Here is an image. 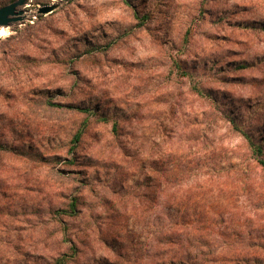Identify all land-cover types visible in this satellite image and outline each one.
Instances as JSON below:
<instances>
[{"label":"rangeland","instance_id":"374dc122","mask_svg":"<svg viewBox=\"0 0 264 264\" xmlns=\"http://www.w3.org/2000/svg\"><path fill=\"white\" fill-rule=\"evenodd\" d=\"M14 1L0 0V8ZM52 4L54 12L36 14ZM24 10L33 15L23 24L0 29V142L33 148L23 156L0 152V178L26 182L0 213L11 225L9 240L0 230L5 258L40 264L61 248L48 213L70 194L81 196L83 211L68 221L69 234L88 246L76 264L108 255L109 247L85 235L110 210L142 198L157 163L182 157L192 168L182 183L200 187L197 197L222 237L264 245V173L245 169L244 141L221 118L239 115L264 136V32L252 30L264 24V0H32ZM46 92L108 122L91 118L70 153L83 116L40 108L33 98ZM39 155L45 160H34ZM72 156L76 164L66 166ZM147 223L146 211L128 220L142 243Z\"/></svg>","mask_w":264,"mask_h":264},{"label":"trees","instance_id":"16d2710c","mask_svg":"<svg viewBox=\"0 0 264 264\" xmlns=\"http://www.w3.org/2000/svg\"><path fill=\"white\" fill-rule=\"evenodd\" d=\"M136 19L141 20L137 15ZM254 29L264 32V24L252 26V30ZM176 66L179 68V65ZM245 67L247 66H239L240 69ZM191 90L200 99L208 100L211 104L215 101L213 96L197 86H193ZM47 94L48 92L37 95L33 98V102L42 109L57 110L65 107L72 113L83 116L71 140L70 153H76L91 118H96L99 122H108L106 118L99 117L98 112L92 108L74 104L61 105L53 102V97H48ZM221 118L228 123L231 131L244 141L249 163L245 169L252 166L253 169L257 168L264 173V136L256 134L259 130L247 126L248 122L239 115L224 114ZM117 128L118 123L115 121L112 124V131L116 135ZM10 132L11 130H8V134ZM22 143L18 152L12 144L3 140L0 142V152L14 155L20 153L21 156L30 153L33 148L25 147L24 142ZM73 157L66 159L64 164L75 165L76 159ZM34 160L42 162L45 159L43 155H39ZM157 166L159 171L155 168L152 173L159 172V174L150 176V189L142 198H138L130 209L110 210L111 214L107 222L95 224L85 235V238L94 239L101 246L105 245L110 249L108 255L95 258L92 264H264L263 244L257 245L254 239L238 241L233 238L229 241L228 238L222 237L218 232L216 218L212 216L206 200L197 197L200 194L197 192L200 187H187L182 183L186 174L190 173L188 170L192 169L189 161L184 157L174 158L172 161L157 163ZM55 173L64 180H69L71 177V175L67 176L70 172L64 170H55ZM56 181L59 184L63 183L61 180L56 179ZM25 183L21 182L13 186L7 179L0 178V213L6 206L9 207L11 201L16 198L20 185ZM122 187L125 185L123 184ZM59 189H63V186L56 188ZM80 197L70 194L65 196L66 204L49 209L50 220L57 232L55 235L56 237L59 235L56 244L61 248L51 255L41 254L43 256L39 257V261L42 262L40 264H76L84 259V249L88 246L77 237L73 239L69 234L68 224V221L77 219L82 214ZM141 200L146 201L145 206L141 205L143 204ZM145 211L148 213L146 225L148 235L142 243L137 230L128 224V220ZM89 216L92 217V214ZM0 230H3L9 240L10 222L0 221ZM3 241L0 240V243ZM14 243L4 242L5 246L11 249H14ZM4 254L0 251V264H30L26 260V255H10L5 258Z\"/></svg>","mask_w":264,"mask_h":264},{"label":"water","instance_id":"95a60500","mask_svg":"<svg viewBox=\"0 0 264 264\" xmlns=\"http://www.w3.org/2000/svg\"><path fill=\"white\" fill-rule=\"evenodd\" d=\"M32 0H16L8 5L0 8V28L12 29L23 24L33 13H27L24 9L27 2ZM57 5L39 7L36 11L37 15H47L57 9Z\"/></svg>","mask_w":264,"mask_h":264},{"label":"bare ground","instance_id":"6f19581e","mask_svg":"<svg viewBox=\"0 0 264 264\" xmlns=\"http://www.w3.org/2000/svg\"><path fill=\"white\" fill-rule=\"evenodd\" d=\"M0 29H2V28H0Z\"/></svg>","mask_w":264,"mask_h":264}]
</instances>
